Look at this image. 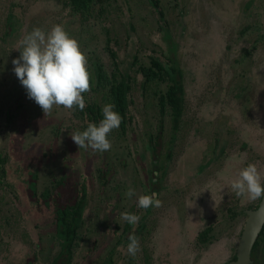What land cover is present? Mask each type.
I'll return each instance as SVG.
<instances>
[{"label": "rangeland", "instance_id": "rangeland-1", "mask_svg": "<svg viewBox=\"0 0 264 264\" xmlns=\"http://www.w3.org/2000/svg\"><path fill=\"white\" fill-rule=\"evenodd\" d=\"M246 1L248 0H213L221 18V21L215 22L209 9L200 6L203 3L201 0H160L165 26L171 32L168 40L180 44L174 54L183 71L182 118L173 129L168 108L165 107L163 113H160L155 93L163 88L164 83H157V79L151 80L144 92L137 85H133L129 107L136 119V131L147 130L154 140L159 124L161 126L159 159L169 160L173 164L167 169L168 174L165 172L162 176L161 184L164 188L173 185L183 163L193 168L192 163L199 166L207 162L205 174L203 172L204 175L192 179L193 173L188 174L189 181L177 186L176 190L179 189L180 192L171 201L180 209L173 213L172 217L176 221H172V224H191V228L194 225L195 230H205V234L201 239L195 238L196 232H193V235L185 236L181 241L174 237L168 240L166 234L169 231H160L155 220L151 223L154 226V235L138 241L139 251L135 255L130 256L124 251L125 254L117 260V264H228L234 259L235 246L245 218L244 209L254 207L258 200L248 201L246 197H237L228 186V179L247 163L256 164L264 173V134L259 133V127L264 123V0H251L250 5L244 9ZM8 3L17 5L20 10L25 31L23 36L33 28L47 31L53 25L59 24L78 42L82 51L88 56L91 55V60L104 63L102 66H105L106 72L110 71L112 64L107 48L113 49L117 55L123 53L124 40L120 38L124 32L122 11H116L110 0L107 1L110 12H102L98 18L91 13L84 16L82 11L71 9L63 0H0V31ZM200 9L206 13L203 15ZM134 10L133 23L138 27L137 15L143 12L136 8ZM176 23L183 28L181 38V34L178 36L177 32L174 33ZM103 25L108 29L107 48ZM155 25V33L150 35V39L155 42L152 41L146 49L163 61V56L168 52L163 50V35L155 37L159 30L157 24ZM189 26L190 30H187ZM189 35H192L191 38ZM112 38L116 41H111ZM21 39L8 47L0 38V149L2 147L6 150V140L10 133L16 139L19 150L27 151L28 158L34 152H48L47 157L41 158L36 171L39 193L49 185L51 178L58 176L59 166L73 164L82 171L81 163L84 162L91 164L92 171L101 161L107 162V166L113 167L111 171L107 170V178L111 181L110 191L103 192L95 186L92 191L95 204L91 208L92 215L102 208V214L106 213V218L109 206L115 201L116 193L113 194L112 188L114 184L121 186L124 193L128 187H132L136 193L135 198L141 194L138 178L135 173L133 176V165L136 170L140 167L136 163L138 158L134 157H137V151L142 148L139 143L141 136L137 143L128 142L127 147L125 139L119 136V129L115 128L108 134L111 143L109 150L96 152L90 148L77 147L70 135L85 120L79 119L73 109L63 106H53L51 111L43 113L27 97L12 71V59L19 56V50L15 48ZM142 63L149 65V60H143ZM132 71L131 68L129 73L132 74ZM255 71L261 74L256 76L253 74ZM140 76L138 72V81ZM104 88H100V96L102 92L105 95L108 92V88ZM91 96L92 98L86 95V101L92 102L94 96ZM107 97L110 100L108 94ZM97 98L98 96L96 101ZM6 108L10 114H6ZM54 131L59 134L56 139ZM220 132L221 136H225L223 141L216 139V134ZM246 147L249 149L243 150L244 154H241ZM128 149H132L133 153H127ZM220 149H224L223 153ZM166 152L171 156L169 159L166 158ZM213 162L216 163L212 166L213 170L219 168V165L224 169L220 168L217 174L218 170L212 173L210 164ZM5 181L1 177L0 264H23L26 251L31 248L29 236L23 239L17 236L20 230L18 232L19 224L16 221L6 225V210H12L19 215L23 212L16 199L10 200V189L6 190ZM161 189L163 196L166 193ZM203 192L207 193V199L201 196ZM190 204L193 205V210L187 215ZM121 213V210L111 212L108 228L97 227L102 241H112L113 229L116 230L123 224ZM158 238H164L165 245L170 250L162 252L156 248L155 252L149 253L151 244ZM260 246L262 247L258 248L257 253L260 255H257L256 264H264V245Z\"/></svg>", "mask_w": 264, "mask_h": 264}, {"label": "flooded vegetation", "instance_id": "flooded-vegetation-1", "mask_svg": "<svg viewBox=\"0 0 264 264\" xmlns=\"http://www.w3.org/2000/svg\"><path fill=\"white\" fill-rule=\"evenodd\" d=\"M105 1V2H104ZM107 1L109 0H63L71 9L80 10L84 14V16H88L91 13L92 16H97V18L102 15V12H110L111 8L108 6ZM113 4V7L119 11H122L123 19L122 26L124 29L123 35L120 38H123L124 49L121 55H117L113 49L108 47L107 33L108 29L106 25L102 26L105 37V45L107 50L110 52L111 58V68L109 72H106L105 66H102L104 63L96 62V60H91L89 56L83 51L86 57V67L89 72V90L82 93V96L85 100V108L83 110L76 109L75 106L73 110L78 114L79 119L85 120L83 124H79L78 130H83L88 123H98L102 118L101 109L103 105L112 101L108 99L107 94L105 92L102 96L100 93V88L105 86L108 88L106 84L105 76H108L112 71H114V67H120L124 69V71L133 78L137 77L138 65H144L142 63L143 60H149L150 63V51L146 49L148 45L153 41L150 39V35L155 33V24L158 26V32L155 34L157 38L162 34V44L163 50L167 51L168 54L163 56V61L169 59V65L164 67L163 70L167 69L169 66H174L181 71L180 80L182 82V69L177 63V59H175V50L180 46V44L171 43L168 40L169 34H171L170 30L165 26V22L163 20L162 14V6L160 0H110ZM181 0H174V2H179ZM203 3L200 4L202 8L206 7L209 9V12L213 15L215 22L221 21L219 17L217 6H215L213 0H201ZM255 0H253L254 2ZM208 3V6L206 4ZM216 3V2H215ZM251 3V0L246 1L244 5V9L247 8ZM136 9L142 10L143 13H139L137 15L139 26L137 27L133 23L132 12H135ZM162 8V9H161ZM204 9L207 12V9ZM108 9V10H107ZM145 11V12H144ZM180 11H184L183 9ZM203 15L206 12H203L202 9L199 10ZM139 12V11H138ZM146 13V14H144ZM161 13V16L160 14ZM184 15V14H183ZM162 18V19H161ZM22 20L20 15V10L17 5H6L5 15L2 21V28L0 31L1 41L6 43V46H13L17 40L23 37ZM174 30V33L177 32L178 36L183 31V28L177 25ZM190 30V26L187 27V30ZM244 29V28H242ZM140 31V32H139ZM186 31V28H185ZM183 35H180V38ZM192 35L188 37L191 38ZM112 38L111 41H113ZM115 40V39H114ZM264 41V37L262 38ZM116 41V40H115ZM155 42V41H153ZM152 42V43H153ZM117 43V42H116ZM161 49V48H159ZM131 50V53L129 51ZM134 56V58H133ZM155 57V56H153ZM120 58V60H119ZM157 58V57H156ZM167 58V59H166ZM159 59V58H158ZM130 60H136V68H132V74L129 73L131 69L129 67L128 62ZM160 60V59H159ZM98 61V60H97ZM171 61V62H170ZM126 62L127 64H122ZM144 65V66H149ZM256 76L260 75L259 72H254ZM162 75V76H161ZM161 75L154 76L151 80L157 79L159 80V84L164 83L163 88L155 93L157 96L159 111L163 113V109L165 107L168 108L170 113V118L172 121L173 129L177 126L178 122L181 120V107L183 101V93L184 88L182 84V94H179L180 97V111L176 118H174L172 113L171 105L165 100H159V94L163 93L165 90L166 84L170 83L166 75L161 73ZM264 76V73L262 74ZM163 77V79H159ZM107 78V77H106ZM151 80L147 81L143 87L140 86V82L138 78L135 82L130 83V91L127 97L128 104H131V89L133 85H137L138 88L144 92L145 88ZM104 88V89H105ZM25 90V89H24ZM86 95L94 96L93 101H86ZM97 101H96V97ZM111 98V95L109 96ZM7 106V105H6ZM8 108H6V114H10ZM126 120L125 122H120L119 124V136L122 139H125V143H127V147L129 146L128 142L135 141L136 143L139 141V137L141 136L140 144H142V148H139L137 151L138 158L136 163L140 164V167L136 170V167L133 165V176L134 173L138 178L137 184L138 189L141 194L155 192L157 194V198L160 201L158 207L149 206L146 209H142L137 207L136 198L126 197L124 195V189L119 187L118 184H114L112 188L114 189L115 201L111 203L108 210V216L105 218L104 214H102V208L98 212L96 211L92 215V206L94 203V195L92 193L93 188L96 186L100 191H110L111 181L109 177L107 178V170H112L113 167L111 165L107 166V162L104 163L101 161L99 164L95 165L93 170L91 171V164L81 163L82 171L78 170V166H74L73 164L70 166H59L58 176L56 178H51L49 185L41 192H37L36 185V171L38 170V166L40 160L43 156H48V152H34L32 157L28 158L27 151H20L17 146V141L10 133H8L7 142H6V150L0 149V179L4 182V186L6 190L9 188L10 200H15L20 204V210L22 215L14 213L12 210H6V225L11 221H16L19 224L17 236L19 235L22 239L23 237H28V242L31 248L26 251L27 254L24 257L23 264H117V260L125 253V245L127 244V237L129 234H135L138 238V241L146 240L149 236L154 235L153 229L154 226L151 224L153 221L157 220L159 230L169 231L166 236L168 240H171V237L174 239L181 241L185 236L193 235V232H196L194 237L201 239V237L205 234V230L199 229L195 230V226L191 228L190 225H179L172 224V221L175 219L172 217L174 212H177L178 207L171 201L177 197L179 194V189L176 190L177 186L180 184H184L189 181L188 174L193 173L191 179L195 176H199L201 174H205L207 162L202 163L201 165L194 166L190 168L186 163L180 168V173L177 174V178H174L175 181L173 185L167 186L164 188L162 186V176L167 169L173 164L168 161H162V158L159 159V154L161 150V146L159 144V138L161 134V126L159 124V129L154 135V140H152V135L148 133L147 130L136 131L134 124L136 123V119L134 118L130 107L126 111ZM261 115V114H260ZM262 115L264 116V110L262 111ZM73 116V115H72ZM72 121V118H71ZM264 121V120H263ZM125 128L122 129V124ZM68 125V124H67ZM260 132L264 134V123L259 127ZM221 131V130H219ZM54 139L58 137V133L54 131ZM217 138H220L222 141L225 139V136H221V132L216 134ZM221 136V137H220ZM198 140V139H197ZM161 141V140H160ZM151 142V145H154V150H150L148 143ZM169 140V147H170ZM16 143V144H15ZM10 147L8 148V146ZM243 145V144H241ZM130 148V147H129ZM160 148V149H159ZM206 149V148H205ZM234 149H238L234 147ZM249 149L246 147L243 150ZM132 150V149H131ZM131 150H127V153H133ZM223 153V150L220 149ZM220 152V151H219ZM220 152V153H221ZM166 158H170L171 156L167 154ZM64 157V156H63ZM133 158V159H134ZM62 159V158H61ZM210 159V157L208 158ZM163 162V163H162ZM221 162V161H220ZM169 163V164H168ZM222 163V162H221ZM210 164V163H209ZM216 163L210 164V170L212 173L216 171V174L220 172V168L222 170L224 167L219 165V168L212 169V166ZM168 165V166H167ZM120 166H122V161H120ZM186 167L190 168L188 170ZM92 173V174H91ZM168 172L166 173V175ZM203 174V175H204ZM11 177V179H10ZM195 177V178H196ZM9 178V179H8ZM221 180H224L223 177H220ZM118 181V180H117ZM97 183V184H96ZM120 183V182H118ZM161 190H164L166 193L162 196ZM116 189V190H115ZM8 191V190H7ZM116 191V192H115ZM7 196V194H6ZM203 198L207 199V193L203 192L201 195ZM7 199V198H6ZM259 201V199H258ZM258 201L255 206L249 209H253L257 206ZM91 210V211H90ZM122 211V212H130L137 214L139 216V220L136 224L130 225L127 222L123 221L121 227L116 230L113 229L112 241H102V237L98 236V232H100L97 227H103L104 229L108 228L109 224V215L113 211ZM193 205L188 206L187 215L192 213ZM248 209H244V212ZM246 217V212H245ZM117 218V217H116ZM245 220V218H244ZM176 221V220H175ZM244 223V222H243ZM117 224H115L116 228ZM243 226V225H242ZM264 226V225H263ZM73 233L70 232V229ZM168 228V229H167ZM263 228V227H262ZM262 230V229H261ZM260 230V232H261ZM7 231V228H6ZM14 233L13 231H11ZM259 232V233H260ZM12 235V234H11ZM240 236V235H239ZM259 236V234H258ZM258 236L256 240L258 239ZM114 238V240H113ZM239 239V238H238ZM152 240V239H151ZM255 240V242H256ZM164 238L155 239L151 244V249L149 253L152 251L155 252L156 248H158L162 252L169 251V247L165 245ZM264 240L258 241V243L253 244L252 249H254V253L250 254V264H256L257 262V253L258 248L262 247L260 245H264L262 242ZM237 244V243H236ZM236 247V246H235ZM251 249V250H252ZM235 253V252H234ZM235 258V254H234ZM9 259V258H8ZM234 260V259H233ZM230 264V262L228 263Z\"/></svg>", "mask_w": 264, "mask_h": 264}, {"label": "clouds", "instance_id": "clouds-1", "mask_svg": "<svg viewBox=\"0 0 264 264\" xmlns=\"http://www.w3.org/2000/svg\"><path fill=\"white\" fill-rule=\"evenodd\" d=\"M19 56L12 59L16 78L25 89L28 98L32 99L43 111L48 113L53 106L66 109L83 110L85 100L82 93L89 90V72L86 57L78 42L59 25L49 30L33 28L24 34L15 48ZM102 118L98 123H88L83 130H76L70 136L79 148L105 152L111 143L108 134L118 128L121 117L114 110V105H103ZM264 173L256 164L247 163L234 176L228 179V186L237 197H246L248 201L264 199ZM126 197L136 195L132 187L124 193ZM160 204L155 192L137 195L136 205L146 209ZM121 219L130 225L138 222L139 216L130 212H122ZM125 251L135 255L139 251L138 238L135 234L127 237Z\"/></svg>", "mask_w": 264, "mask_h": 264}, {"label": "trees", "instance_id": "trees-1", "mask_svg": "<svg viewBox=\"0 0 264 264\" xmlns=\"http://www.w3.org/2000/svg\"><path fill=\"white\" fill-rule=\"evenodd\" d=\"M161 16V13H159ZM162 17V16H161ZM162 19V18H161ZM150 55V65L149 66H144V65H138V71L139 74H141L139 82L140 86L143 87L144 84L151 80L154 76L161 75V73H164L166 75L167 80L170 83L166 84L165 90L163 93L159 94V100L169 103L172 108V113L174 118L178 115L180 111V97L179 94H182V83L180 80V75L181 71L180 69L174 67V66H169L167 69L163 70L164 67L168 66L169 59L165 61H161L156 57H153V55ZM134 58V56H133ZM171 62V61H170ZM136 60H130L128 62L129 67H134L136 65ZM118 66V65H117ZM114 67V71H112L108 76H105L104 79H106V84L108 85V95H111L110 100L112 101V104L114 105V110L119 113L121 117V121L125 122L126 120V111L129 107L128 104V99L127 97L129 94V89H130V83L135 82L137 80V77L134 76L133 78H130V76L124 71V69H121L120 67ZM162 76V75H161ZM107 77V78H106ZM163 79V77L159 78ZM102 116V113H101ZM120 121V122H121ZM121 125V123H120ZM126 123L123 125L122 124V129L125 128L124 126ZM126 129V128H125ZM148 146L150 150H154V145H151V142L148 143ZM71 233L72 230L71 228L69 229ZM264 240V226L259 233L258 239L256 240L255 244L258 243V241ZM254 253V249L251 250V257L252 254Z\"/></svg>", "mask_w": 264, "mask_h": 264}, {"label": "water", "instance_id": "water-1", "mask_svg": "<svg viewBox=\"0 0 264 264\" xmlns=\"http://www.w3.org/2000/svg\"><path fill=\"white\" fill-rule=\"evenodd\" d=\"M245 212L246 217L235 247V258L230 264H250L252 246L264 225V199H259L255 208Z\"/></svg>", "mask_w": 264, "mask_h": 264}]
</instances>
